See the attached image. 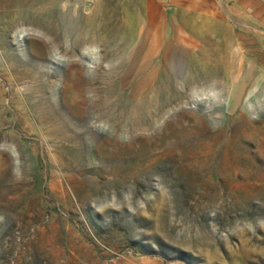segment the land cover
I'll use <instances>...</instances> for the list:
<instances>
[{"label":"rangeland","instance_id":"1","mask_svg":"<svg viewBox=\"0 0 264 264\" xmlns=\"http://www.w3.org/2000/svg\"><path fill=\"white\" fill-rule=\"evenodd\" d=\"M258 9L0 0V264H264L258 81L227 103L238 68L264 71ZM165 52L199 83L166 87Z\"/></svg>","mask_w":264,"mask_h":264},{"label":"bare ground","instance_id":"2","mask_svg":"<svg viewBox=\"0 0 264 264\" xmlns=\"http://www.w3.org/2000/svg\"><path fill=\"white\" fill-rule=\"evenodd\" d=\"M239 1H241V7H242V10H241V13L240 14H242V16L243 15H246V13L248 12V11H246L247 10V8H251V7H259V9L258 10H260V12H261V15H262V17H264V12H263V10H262V8H264V0H239ZM239 4V3H238ZM237 10V9H236ZM209 11H210V9H209ZM248 14V13H247ZM250 16V15H249ZM246 19V18H245ZM261 20H262V22H264V18L262 19L261 18ZM250 22V21H249ZM164 27V26H163ZM227 29H229L228 27H227ZM23 31H24V29H23ZM166 31V30H165ZM162 28H157V27H155V26H150L147 30H146V33H145V35H144V37L141 39V41H139V44H138V46H136V47H138V52L136 53V56L138 57V59H139V61H138V65H141V64H143V65H147V60L151 57V55H153L155 52H157L160 48H161V46H162V44H163V42L165 41V37H166V35H165V32ZM226 31H228V30H226ZM230 31V30H229ZM23 34V33H22ZM22 37V36H21ZM185 43L186 44H188V45H191V46H194V44H195V42H193V41H191V40H187V39H185ZM172 47H173V44H172V42L170 41V43L169 44H167V46H166V52L167 51H171V49H172ZM174 49V48H173ZM166 52H165V54H164V57L165 58H167L168 57V54H166ZM133 58V57H132ZM162 58H163V55H162ZM135 60V59H134ZM175 63H173L169 58H167V61H166V68H167V70H174L175 72H176V74H178V75H175L174 77H172V76H170L169 74H168V77L170 78V79H168V82L166 83L167 84V86L166 87H170V81H173L174 82V84H176V86H177V84L179 85V84H181V86L182 85H184V86H186V84H188V85H191L192 83H195L196 84V82H198V81H200V79L198 78V77H190V78H186V79H184V77L183 76H181V69L180 70H178L176 67H175V65H174ZM245 68V67H244ZM143 69V68H142ZM139 70V69H138ZM166 71V70H165ZM171 74V73H170ZM140 78V77H139ZM138 78V79H139ZM161 78H162V75H161ZM164 79V78H163ZM206 80L207 81H215V82H217V81H222V80H220V77H219V73L217 74V73H210V74H208V76H206ZM234 81H235V84H233V86L232 87H228L229 88V92H228V98H227V103L229 104V105H231V107H234V106H236L238 103H239V101H240V98H241V95L243 94V92L245 91V89H246V85H247V83L248 82H250V81H252V80H255V81H258V83H257V85H256V88L258 87V88H260V93H261V95L260 96H264V71L263 70H261V71H257V69L256 68H254L253 66H250V67H248L245 71H243L241 68H238L237 69V71L235 72V75H234V79H233ZM139 83L142 85V84H147V75L146 76H143L142 78H141V80L139 81ZM199 83V82H198ZM222 83H225V80L224 81H222ZM157 84V83H156ZM162 84V83H161ZM139 86L140 85H138V86H135V87H133L132 88V93L133 92H137L138 91V89H139ZM178 87V86H177ZM194 87H196V86H194ZM172 88V87H171ZM168 89V88H167ZM166 89V90H167ZM179 90V89H178ZM225 90V89H224ZM254 90V89H253ZM253 90H251V92L253 91ZM172 91V90H171ZM195 91V90H194ZM198 91V90H197ZM202 91V90H201ZM201 91H198V92H195V95H197V96H200L201 97V99H207V98H209L210 97V95H207L208 97L207 98H204L203 96H202V94H203V91L201 92ZM221 91V90H220ZM258 91V90H257ZM175 92V91H174ZM207 92V91H206ZM211 92L213 93V95H214V97H217L219 94H218V92L216 91V89L214 88V87H211ZM225 92V91H224ZM256 92V91H255ZM182 93V92H181ZM180 93V94H181ZM193 93V92H192ZM191 93V94H192ZM185 94V93H184ZM222 94V93H221ZM186 95V94H185ZM142 96V95H141ZM158 96V95H157ZM171 96V95H170ZM178 96V95H177ZM192 96H194V95H192ZM180 97V96H179ZM178 97V98H179ZM171 98V97H170ZM219 98V97H218ZM224 98V97H223ZM263 98V97H262ZM140 99V98H139ZM215 99V98H214ZM254 99V98H253ZM174 100V99H173ZM196 100V99H195ZM216 100V99H215ZM218 100H220V99H218ZM223 100V99H222ZM175 101V100H174ZM212 101H213V99H212ZM224 101V100H223ZM249 101H250V99H249ZM252 101V100H251ZM262 101V100H261ZM179 102H180V99H179ZM255 102V101H254ZM181 103V102H180ZM215 103V102H214ZM159 104V103H158ZM250 104V103H249ZM139 105V104H138ZM197 105V104H196ZM256 105V104H255ZM254 105V106H255ZM244 107H246V105H244ZM249 108H251V106L249 107ZM253 108V107H252ZM256 109V108H255ZM217 110V109H216ZM257 110V109H256ZM254 111V110H253ZM186 112V111H185ZM242 113V112H241ZM256 113V112H255ZM177 114V113H176ZM244 115V114H243ZM242 115V116H243ZM173 117V116H172ZM240 117V116H239ZM173 128V127H172ZM78 135H76V137H77ZM167 137V136H166ZM78 140V139H77ZM79 141V140H78ZM80 142V141H79ZM81 144V143H80ZM79 148H81V147H79ZM81 156V155H80Z\"/></svg>","mask_w":264,"mask_h":264}]
</instances>
